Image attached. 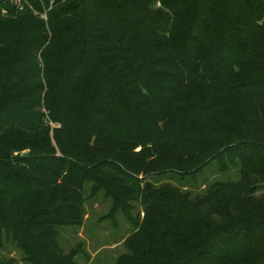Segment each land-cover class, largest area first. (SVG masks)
<instances>
[{"label": "trees", "instance_id": "16d2710c", "mask_svg": "<svg viewBox=\"0 0 264 264\" xmlns=\"http://www.w3.org/2000/svg\"><path fill=\"white\" fill-rule=\"evenodd\" d=\"M40 1L21 0L22 10L9 0L0 4V191L9 153L37 149L27 160L29 179L7 184L4 210L13 233L27 241L28 228L80 226L84 181L92 175L81 163L108 156L122 163L123 169L115 166L117 181L145 214L127 239L132 255L121 263L264 264V196L253 195L251 183L212 185L192 195L148 181L165 172L183 179L201 170L222 141L205 134L212 126L232 130L236 104L241 128L264 142V0H55L47 20L50 44L46 22L33 12L43 10ZM42 1L48 7L50 0ZM157 2L160 8H148ZM149 11L156 17L135 27L123 18ZM40 58L45 72L63 76L91 63L88 81L131 106L142 129L123 112L119 139L85 136L70 145L56 138L64 153H77L78 163L38 156L53 151L45 144ZM91 123L98 124L95 118ZM253 151L249 165H264V152ZM240 152H222V161L246 158ZM254 172L264 175V168ZM97 181L111 194L105 178Z\"/></svg>", "mask_w": 264, "mask_h": 264}, {"label": "rangeland", "instance_id": "374dc122", "mask_svg": "<svg viewBox=\"0 0 264 264\" xmlns=\"http://www.w3.org/2000/svg\"><path fill=\"white\" fill-rule=\"evenodd\" d=\"M40 2L43 10L39 13L46 12L48 20V12L51 11L54 3L49 8L51 0L48 7L42 0ZM148 8L150 10L160 8V3L157 2L156 5L150 3ZM1 13L4 14L3 11ZM155 17L154 11L144 15L140 12L123 13L124 20L131 27L137 26V22L145 23ZM47 20L45 21L49 34L47 44H50L54 42V36ZM184 21L178 20L175 24ZM90 65L91 63L75 65L71 67L72 72H64L65 77L60 71L58 74L52 73L51 69L45 72L46 65L40 58L41 110L45 123L49 126L45 144H48L53 151L43 154L39 152L38 156L56 155L74 162L80 161L77 153L72 149L64 153L58 147L56 138L61 142L69 141L70 145L77 144L85 136L94 139L98 136L106 138L112 135L115 139H119L120 132L117 126L122 121L123 112L124 116L130 117L138 128L142 129L143 119L141 115L137 117L131 106L125 101L117 102L111 99L100 84L96 82L95 85L93 81H88L90 76H87L86 70ZM100 72L103 73L104 70L100 68ZM114 74L115 72L110 73L111 76ZM241 110V106L236 104L231 123L232 130L228 128L226 132H220L219 130L222 129L212 126L214 129L205 134L211 142L216 141L217 137H221L222 141L217 140L215 153L205 159L203 163L205 165L201 170L183 179L174 172L151 175L148 181L151 182L152 187L168 182L181 190L190 191L192 195H203L212 185L236 182L244 185L249 182L255 188L253 195L264 196V175L254 172L264 168V165L256 164V167H251L248 162V157L255 153L253 150L264 152V142L258 136H253L252 133L241 128L239 125ZM93 118L98 124L91 123ZM188 121L194 123L191 117ZM71 129L77 134L70 133ZM218 145L223 146L217 149ZM237 149L241 150V154L245 153L246 158L236 155L233 160L230 156L222 161V152L233 153ZM36 150H12L9 153L6 186L0 191V264H123L121 260L125 256L132 255V240L127 239L137 231L145 214L142 204L134 198L132 192L117 181L118 169L115 166L123 169L122 163L108 156L94 158L86 164L81 163L82 166L89 168L87 170L92 171V175L89 172L84 181V216L80 226L35 227V230L28 228L24 231L29 235L27 241H22L13 233L4 210L5 194L10 188L7 184L14 181L18 184L29 179L30 168L27 160ZM14 161H20L22 166L18 167ZM98 177L105 178L109 182L108 187L112 188L111 194L100 185L97 181ZM44 256L47 259H44ZM130 263L134 264V261Z\"/></svg>", "mask_w": 264, "mask_h": 264}, {"label": "built area", "instance_id": "2783aa9c", "mask_svg": "<svg viewBox=\"0 0 264 264\" xmlns=\"http://www.w3.org/2000/svg\"><path fill=\"white\" fill-rule=\"evenodd\" d=\"M9 1H10L12 4L15 5V7H16L17 10H22V8H23V4L21 3V0H9ZM4 2H6V0L3 1V3H4ZM52 3H53V0H51L50 5H49V8H50V6L52 5ZM49 8H48V9H49ZM2 11H3L4 14L7 13V9H2ZM33 12H34L35 14H39V15L44 19V21L47 20V14H46V12L38 13L36 10H34ZM138 149H139V148H137L136 150H138Z\"/></svg>", "mask_w": 264, "mask_h": 264}, {"label": "water", "instance_id": "95a60500", "mask_svg": "<svg viewBox=\"0 0 264 264\" xmlns=\"http://www.w3.org/2000/svg\"><path fill=\"white\" fill-rule=\"evenodd\" d=\"M3 1H5V0H0V4H1Z\"/></svg>", "mask_w": 264, "mask_h": 264}]
</instances>
